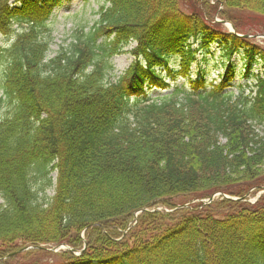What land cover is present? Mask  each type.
I'll use <instances>...</instances> for the list:
<instances>
[{
    "label": "trees",
    "instance_id": "obj_1",
    "mask_svg": "<svg viewBox=\"0 0 264 264\" xmlns=\"http://www.w3.org/2000/svg\"><path fill=\"white\" fill-rule=\"evenodd\" d=\"M103 1L93 26L48 60L58 0H0V35L16 32L0 48V264H227L230 250L233 264H264V194L174 211L264 189V49L214 22L224 10L264 18V0ZM131 43L134 61L108 83L109 60ZM212 44L218 84L201 77L147 98L187 79ZM239 63L253 83L229 91ZM62 244L81 255L6 259Z\"/></svg>",
    "mask_w": 264,
    "mask_h": 264
},
{
    "label": "rangeland",
    "instance_id": "obj_2",
    "mask_svg": "<svg viewBox=\"0 0 264 264\" xmlns=\"http://www.w3.org/2000/svg\"><path fill=\"white\" fill-rule=\"evenodd\" d=\"M60 5L56 8L52 9L51 16L47 22V27L51 30V35L49 36L51 38V46L50 52L48 54V60L53 58L55 56V52H58V50L61 47H66L68 44H70V41H72L75 37V33L78 32L81 29H84L85 31H88L89 28L93 26V24L98 20L97 12L101 6L104 5L103 0H60ZM214 4V2H213ZM107 5V4H106ZM206 11H208L207 7H204ZM221 8H219V11ZM225 15H227V18L223 17H217V15L214 16V22L218 24L220 27L219 30L222 32L227 33L228 30H230L227 26V23H229L232 27H236L237 31L242 36H249V37H256L250 39L254 45H257L260 48L264 49V18L259 17L258 15H255L248 11L243 10H229L228 12L224 10ZM13 30H16V26L13 25ZM48 29V30H49ZM235 29V28H234ZM229 33V32H228ZM16 36V32L10 34L9 36H2L0 35V48H6L8 49L10 45L14 42ZM47 38V37H46ZM192 43V42H190ZM135 47L134 44H131L128 46L126 51H130ZM192 48H197V44H194ZM208 55H198L197 57V65H193L191 67V80H196L199 78L202 74H207V77H205L208 82L215 81L214 84L219 83V74H221L220 69L212 70L211 68L213 65L217 64V61H219V57L221 56L220 48L217 47V45H212L209 49ZM241 52L237 53L235 57L233 58L234 64H237L239 62V54ZM133 58L130 55L122 54L117 55L115 57H112L109 60L110 65L112 66V70H108L106 74V80L108 82H113L117 77H119L132 63ZM242 63H239L235 75V78L233 82L230 84L229 91H237L239 87L244 88L246 85H250L253 83L251 79L243 78L241 73ZM171 69H174V71H177V65L174 62V66H171ZM262 71L261 65L256 64L253 66L252 73L255 75L257 73H260ZM174 88H182L183 90H188V80H177L175 83L170 84V89L167 91H159V90H151V92L148 93L149 99H154L158 95H165L167 93H170ZM247 93V92H246ZM1 112V111H0ZM1 116V114H0ZM50 179L52 180V184L55 185V179L57 177V172H53L50 176ZM257 194H254L251 196L249 195L248 201H253ZM45 195L47 197H51L53 195V189L45 192ZM217 198V197H216ZM217 200V199H216ZM199 201V200H196ZM2 203L0 199V204ZM173 204H178L179 202L176 199H173ZM193 204V203H191ZM80 237L85 238L84 235L81 233ZM27 248H30L29 246ZM45 249V253L49 255V257H53L54 260H47L45 263H51L54 261H59L58 254L51 253V250H53L54 247L51 246H43ZM31 251L28 250V252ZM232 250L228 253V261H226L227 264H231L233 262L232 259ZM44 256V255H42ZM11 258V257H6ZM45 257H40L38 259H43ZM33 259V255H25L22 256L21 259L15 260V262H27L31 261ZM233 264V263H232Z\"/></svg>",
    "mask_w": 264,
    "mask_h": 264
},
{
    "label": "water",
    "instance_id": "obj_3",
    "mask_svg": "<svg viewBox=\"0 0 264 264\" xmlns=\"http://www.w3.org/2000/svg\"><path fill=\"white\" fill-rule=\"evenodd\" d=\"M210 201H211V200H210ZM60 248H61V249H63V248H64V249H68L66 246L62 245V246L58 247L57 250H59ZM37 249H39V248H37ZM26 250H27V249L21 250L20 253H22V252H24V251H26ZM68 250H69V249H68ZM71 252H72V251H71Z\"/></svg>",
    "mask_w": 264,
    "mask_h": 264
}]
</instances>
